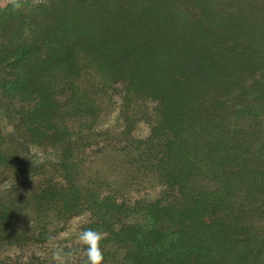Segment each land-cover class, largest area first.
Instances as JSON below:
<instances>
[{
    "label": "trees",
    "instance_id": "trees-1",
    "mask_svg": "<svg viewBox=\"0 0 264 264\" xmlns=\"http://www.w3.org/2000/svg\"><path fill=\"white\" fill-rule=\"evenodd\" d=\"M16 2L0 4V72L12 71L38 97L23 116L35 126L33 141L70 151L40 121L58 113L57 89L69 111L89 113L94 100L78 79L94 70L102 89L123 85L127 119L131 102L155 103L132 159L164 189L131 203L83 194L72 177L47 180L30 200L0 201V245L43 241L44 228H17L27 204L91 211L85 229L105 234L102 264L111 243L117 264H264V0ZM1 134L0 168L21 172ZM134 213L143 220H128Z\"/></svg>",
    "mask_w": 264,
    "mask_h": 264
},
{
    "label": "rangeland",
    "instance_id": "rangeland-1",
    "mask_svg": "<svg viewBox=\"0 0 264 264\" xmlns=\"http://www.w3.org/2000/svg\"><path fill=\"white\" fill-rule=\"evenodd\" d=\"M10 2L12 0H0L2 6ZM10 72H0V132L5 150L22 171L14 172L13 166L9 170L0 168V201L9 202L19 194L30 200L32 192L45 181L67 185L69 177L74 179V184L83 194L112 195L131 203L151 201L161 196L164 185L152 171L138 166L132 159L136 153L134 139H144L150 133L148 118L155 106L153 101L125 105L130 116L127 119L122 111L125 102L123 85L118 83V90L102 89L94 70L82 72L78 84L94 100L91 111L83 116L69 111L64 106L67 96L60 95L56 87L57 93L53 98L58 101V113L52 118L48 115L39 125L48 136L60 134L63 136L62 144H72L70 151H65L60 149L63 146H54L51 139L43 138L41 143L33 141L29 128L35 126L25 121L23 116L34 110L38 97ZM24 205L17 223L18 230L38 233L44 228L40 236L43 241H31L23 246L0 245L1 258L14 264L16 261L21 264L33 260L35 264H77L85 259L86 254L79 252L83 245L78 235L93 220L91 211L70 216L53 208L37 212L34 206ZM127 219L141 221L143 216L134 213ZM68 252L73 253L71 258L65 257ZM106 253L105 264H117L121 252L114 244L108 245Z\"/></svg>",
    "mask_w": 264,
    "mask_h": 264
},
{
    "label": "clouds",
    "instance_id": "clouds-1",
    "mask_svg": "<svg viewBox=\"0 0 264 264\" xmlns=\"http://www.w3.org/2000/svg\"><path fill=\"white\" fill-rule=\"evenodd\" d=\"M12 6L14 9L21 7L16 0H12ZM103 239H105V234L101 231L92 228L80 231L78 240L84 246V252L86 254L85 264H102L104 261V253L101 247V241ZM64 255L66 258H71L73 253L68 252Z\"/></svg>",
    "mask_w": 264,
    "mask_h": 264
}]
</instances>
